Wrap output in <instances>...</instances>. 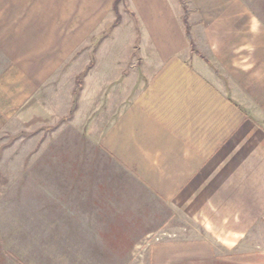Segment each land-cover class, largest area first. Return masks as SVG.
<instances>
[{"label": "crops", "instance_id": "1", "mask_svg": "<svg viewBox=\"0 0 264 264\" xmlns=\"http://www.w3.org/2000/svg\"><path fill=\"white\" fill-rule=\"evenodd\" d=\"M114 1L0 0V134L9 138L17 125L22 133L28 118L36 114V119L51 120L56 127L50 137L42 135L43 130L35 136L42 165L45 149L55 155L53 165L66 146L69 160L82 153L85 170L106 176L107 187L124 193L138 188L136 196L147 199L140 203L146 209H96L101 220H110L111 228L125 227L122 218L126 221L133 213H159L157 206L164 204L205 235L153 245L151 264L264 259V14L256 7L260 3L189 0L190 35L197 51L193 54L177 0H126L141 23L143 67L153 72L110 121L99 124L90 118L96 98L114 97L102 94L105 82L100 80L99 92L84 96L83 108L59 125L55 118L68 113L75 87L69 85L77 67L72 58L81 46L88 48L93 28ZM61 69L68 70L69 86L63 107L60 99L66 98L57 93L66 80ZM77 128L83 131L82 147H74L80 140ZM97 212L87 207L78 214L88 223Z\"/></svg>", "mask_w": 264, "mask_h": 264}, {"label": "rangeland", "instance_id": "2", "mask_svg": "<svg viewBox=\"0 0 264 264\" xmlns=\"http://www.w3.org/2000/svg\"><path fill=\"white\" fill-rule=\"evenodd\" d=\"M181 1H188L189 10V0ZM177 2L182 8L180 0ZM257 2L260 5L256 7L264 14V0ZM113 4L106 17L93 28L86 44L87 52L81 46L72 58L77 67L69 77V85H76L80 80V90L70 93L68 113L55 118L59 125L67 124L75 112L83 108L84 96L99 92L100 85L97 83L100 80L105 82L102 94H113L114 97L96 98L90 118L99 124L110 121L131 96L143 88L153 72L152 68L143 67L139 52L143 44L141 23L126 0H118L114 9ZM117 17L120 21L116 24ZM67 72V69H61L60 76H65L66 80L59 85L60 91L57 92L66 98L62 101L60 97L62 107L69 93ZM89 73L91 76L87 79L86 91L79 100ZM224 89L228 93L226 87ZM81 112L77 121H81L82 127L84 117L80 116ZM34 116L28 118L22 133L18 132L17 125L9 138L0 134V264H151L149 253L153 245L205 237L193 222L175 211L171 212L164 204L157 206L159 213H133L126 221L122 218L125 227L111 228L113 224L110 220H101L98 216L96 209L99 206L121 205L139 210L142 200L147 199L136 196L141 192L138 188L124 193L107 187L106 176L98 170H85L82 153L75 159L71 156L69 160L66 146L61 147L59 162L53 165L52 158L55 160L56 157L49 147L45 149L47 164L44 161L42 165L41 158L37 157L38 141L35 136H41L43 130L42 135L50 137L55 123L46 119L41 121L42 118ZM81 130L76 129L77 139L80 140H76L74 147L83 146ZM93 132L97 133L96 130ZM9 145L10 149L7 148ZM55 169L59 170L55 172ZM58 175L60 179H57ZM87 207L97 213H92L90 222L84 223L78 211H85ZM146 208L141 206V209ZM188 264L199 263L193 261ZM212 264H264V259L220 260Z\"/></svg>", "mask_w": 264, "mask_h": 264}, {"label": "trees", "instance_id": "3", "mask_svg": "<svg viewBox=\"0 0 264 264\" xmlns=\"http://www.w3.org/2000/svg\"><path fill=\"white\" fill-rule=\"evenodd\" d=\"M181 5H182V8H183V17H182V20H183V25H184V28H185V34H186V37L188 38L189 40V43H190V47H191V52H195V48H194V43L191 39V35H190V24L188 23V18H189V14H190V11L188 10V1L184 2V1H181ZM118 3V0L115 1V4H113V9L116 7V4ZM120 21V17L116 18V24ZM80 80H78L76 82V85H75V88H74V92H77L78 90H80Z\"/></svg>", "mask_w": 264, "mask_h": 264}]
</instances>
